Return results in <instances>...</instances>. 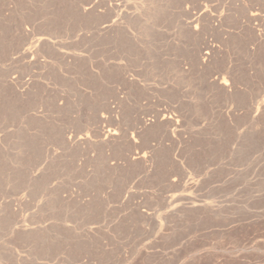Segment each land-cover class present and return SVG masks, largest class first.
I'll return each mask as SVG.
<instances>
[{
  "label": "rangeland",
  "instance_id": "rangeland-1",
  "mask_svg": "<svg viewBox=\"0 0 264 264\" xmlns=\"http://www.w3.org/2000/svg\"><path fill=\"white\" fill-rule=\"evenodd\" d=\"M0 264H264V0H0Z\"/></svg>",
  "mask_w": 264,
  "mask_h": 264
},
{
  "label": "bare ground",
  "instance_id": "bare-ground-1",
  "mask_svg": "<svg viewBox=\"0 0 264 264\" xmlns=\"http://www.w3.org/2000/svg\"><path fill=\"white\" fill-rule=\"evenodd\" d=\"M206 47V46H205ZM217 75H219V74H217ZM215 82V81H214ZM231 84V83H230ZM227 86V85H226ZM114 136V135H113ZM110 137V136H109ZM86 140V139H85Z\"/></svg>",
  "mask_w": 264,
  "mask_h": 264
}]
</instances>
